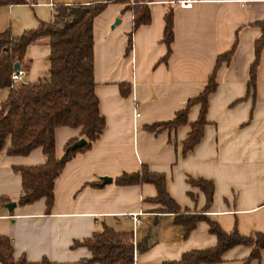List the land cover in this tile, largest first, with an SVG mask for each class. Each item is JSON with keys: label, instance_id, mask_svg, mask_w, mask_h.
<instances>
[{"label": "crops", "instance_id": "1", "mask_svg": "<svg viewBox=\"0 0 264 264\" xmlns=\"http://www.w3.org/2000/svg\"><path fill=\"white\" fill-rule=\"evenodd\" d=\"M105 1L0 4V32L9 28L17 37L34 29L51 19L55 4ZM132 1L109 0L92 20L94 94L104 126L89 148L68 160L55 178L49 210L43 198L16 204L23 194L16 169L42 164L45 155L40 147L26 155H8L6 143L0 151V198L15 203L11 212L0 205V236L10 239L13 259L83 264L90 252L72 244L90 237L101 225L130 233L132 264H161L178 260L186 251L214 246L216 238L204 221H197L184 235L182 226L173 222L174 214L151 201L156 195L152 184L114 182L142 165L164 176L165 190L179 212L204 210L225 232L235 228L243 236L264 234V44L258 51L254 84L248 86L254 43L264 40V0H195L189 8L179 7L178 0H150L146 3L149 22L133 30L128 7ZM167 6L172 8L173 39L166 56L161 37ZM234 41L228 62L220 61L215 68L216 85L207 96L202 134L182 154V142L189 123L198 116L199 104L188 107L186 123L171 128L161 124L203 89L217 56ZM48 53L47 37L26 46L21 82L47 79ZM7 93L8 88L0 90V102ZM133 101L138 103V116ZM153 124L158 125L149 129ZM53 134L56 158L69 141L81 137L79 127L58 126ZM101 177L111 181L101 184ZM187 178L212 183L206 209L203 192L188 184ZM130 214L142 221L133 231ZM139 243L145 245L142 250L137 249ZM251 248L235 245L214 264H264V247L258 259H249Z\"/></svg>", "mask_w": 264, "mask_h": 264}, {"label": "trees", "instance_id": "2", "mask_svg": "<svg viewBox=\"0 0 264 264\" xmlns=\"http://www.w3.org/2000/svg\"><path fill=\"white\" fill-rule=\"evenodd\" d=\"M24 0H0V4L21 3ZM105 2L91 4H55L51 19L39 22L34 29L25 30L17 37H12L9 28L0 32V90L8 88L4 100L0 102V151L6 143L8 155H26L31 149L40 147L45 155L42 164L23 166L16 169L20 176L23 194L17 199V205L29 204L40 198L44 199L46 210L52 205L53 183L65 163L76 153L85 151L98 137L104 126V119L98 111V100L94 94L92 72V20L103 9ZM111 1V0H110ZM135 0L128 6L132 13V30L149 22L147 2ZM162 37L167 51L173 39L172 8L165 7L162 15ZM40 37L48 38L49 62L47 79L34 83L19 82L9 87V77L13 65L23 66V54L27 45ZM236 41L227 51L217 56L214 70L207 78L203 89L187 99L185 107L175 112L174 117L161 125L175 127L186 123L188 107L199 104L197 118L189 123V132L182 142L181 152L185 154L198 142L205 124L207 96L215 88L214 71L220 61L228 62ZM264 40L254 43L255 58L249 68L248 86L254 84L257 55ZM130 39L127 47L130 48ZM165 58V57H164ZM163 58V59H164ZM121 87V86H120ZM122 94H125L123 91ZM158 124L148 128L153 130ZM58 126L79 127L80 135L86 143L79 148L54 156V129ZM75 140L69 141L64 149ZM117 184L150 183L156 190L151 201L159 203L163 212L173 213V222L180 224L186 235L197 221H204L208 231L216 238L214 246L205 249H193L181 254L178 260L165 261L161 264H214L221 261L224 251L235 246H250L249 259H258L259 250L264 247V234L255 232L248 236L240 235L235 228L223 231L216 222L202 213L179 212V207L165 190L164 176L147 170L142 165L137 172L122 173L114 179ZM186 182L196 186L205 197L204 209L211 203L212 183L202 178H187ZM8 202L0 198V205ZM73 246L86 247L90 256L82 260L83 264H132L133 244L130 233L115 231L101 225L90 237ZM144 244H137L142 250ZM0 264H56L42 258L38 261H26L23 257L13 259L10 239L0 236Z\"/></svg>", "mask_w": 264, "mask_h": 264}, {"label": "built area", "instance_id": "3", "mask_svg": "<svg viewBox=\"0 0 264 264\" xmlns=\"http://www.w3.org/2000/svg\"><path fill=\"white\" fill-rule=\"evenodd\" d=\"M193 2H195V0H178L176 4L182 8H189ZM23 74H24L23 68L18 67L17 69H13L9 77V87H14L19 82H21ZM132 107L134 109V116H138V112L136 111L138 108V103L136 101H133ZM129 218L132 221V227H133L132 231L134 230V228L142 224L140 217H138L136 214H130Z\"/></svg>", "mask_w": 264, "mask_h": 264}, {"label": "water", "instance_id": "4", "mask_svg": "<svg viewBox=\"0 0 264 264\" xmlns=\"http://www.w3.org/2000/svg\"><path fill=\"white\" fill-rule=\"evenodd\" d=\"M117 20H115L114 23H116ZM114 25V24H113ZM18 68V64L15 63L13 65V69H17ZM86 143V141L84 140V138L80 137L78 139H76L75 141H73L71 144H69L65 149L64 152H68L71 150H74L76 148L81 147L82 145H84ZM101 184H105V183H109L111 180L109 177H101ZM15 206L14 202H6L2 204V207H4L8 212H11L13 207Z\"/></svg>", "mask_w": 264, "mask_h": 264}]
</instances>
